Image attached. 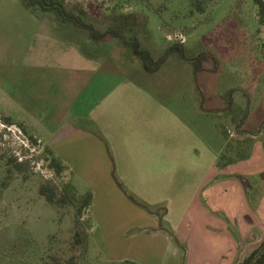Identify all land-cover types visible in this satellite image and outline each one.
<instances>
[{
  "label": "rangeland",
  "instance_id": "rangeland-1",
  "mask_svg": "<svg viewBox=\"0 0 264 264\" xmlns=\"http://www.w3.org/2000/svg\"><path fill=\"white\" fill-rule=\"evenodd\" d=\"M64 1L96 28L114 26L126 39L137 37L154 58L173 43L181 44L187 57L205 55L201 71L174 53L160 72L150 73L125 44L110 38L122 47L113 50L111 60L131 80L124 102L122 89L120 96L118 88L113 94V122L122 135L116 142L124 145L116 143L115 154L103 141L105 180L84 179L70 165L57 174L45 146L19 123H7L0 110V264H205L203 238L210 244L205 231L217 229L220 219L239 231L228 260H242L264 237V23L257 5L253 0ZM29 12L22 0H0V58L30 56L24 48L36 30L71 31L65 27L69 22L33 23ZM18 32L22 37L15 38ZM198 110L222 112L216 117L224 136L217 155L212 118ZM246 159L251 161L239 162ZM41 184L68 201L47 202ZM86 192L92 194L80 213L86 235L76 243L74 223ZM231 195L237 203L230 219L220 206L230 205ZM193 198L200 203L188 211ZM161 206L164 221L171 227L168 209L176 224L171 227L176 241L159 228ZM157 232L169 237V245L149 239Z\"/></svg>",
  "mask_w": 264,
  "mask_h": 264
},
{
  "label": "crops",
  "instance_id": "crops-1",
  "mask_svg": "<svg viewBox=\"0 0 264 264\" xmlns=\"http://www.w3.org/2000/svg\"><path fill=\"white\" fill-rule=\"evenodd\" d=\"M27 9L32 15L30 18L33 23L42 22L40 25L47 26L51 20L56 23L63 22L56 14L36 13ZM65 27L70 28L71 31L56 32L42 29L30 34V46L24 48L25 51L31 52L30 56L10 59L13 57L2 54L0 73L3 83L0 84V110L3 115L10 117L13 123L24 126L38 145L48 147L64 166L70 165L74 172L84 179L101 181L109 176L108 155L103 141L108 142L115 154V144L124 145L123 142H116L122 135L113 122L116 109L111 104L113 94L116 88L118 91L122 89V95L121 90L118 94L124 102L125 87L128 86L126 83L130 82L131 77L121 71L120 67H116L115 62L112 61L113 50L116 47L122 48L117 44L116 39L94 42L83 38L82 32L70 23H67ZM20 37L22 34L18 32L15 38ZM51 45L56 48H48ZM94 45L95 48H91ZM66 46L70 48H64ZM173 54L168 56L161 67L155 71L156 73L171 61ZM202 110H198V113L207 117L210 114L209 117L212 118L214 134L219 143L217 155L223 147L224 139L219 125L216 124V117H220L222 112L217 111L214 114L211 111L203 112ZM249 159L239 162L247 163L251 161ZM217 161L218 157L214 165L219 166ZM250 168L259 173L262 172L253 166ZM237 186L238 184L235 185V190ZM114 187L109 184V191L115 192ZM232 195L230 205L220 206V210L224 208L230 219L231 216L236 217L233 209L237 201ZM197 203H200L199 198H193L187 210L190 211ZM92 208L94 211L95 205ZM166 219H169L171 227L176 229V224L170 221L168 209H166ZM179 227H181L180 224ZM231 231L222 219L217 229L205 231L209 237L206 238L210 242V244L206 243L203 238V248L206 252L205 264H208L209 258L214 257L215 261L212 264H232V260H228L232 255V246L235 244L232 243V239L237 238L239 231L237 229L236 232L231 233ZM189 234L187 240L193 233L189 232ZM150 237L151 240L159 239L161 244L169 245L170 239L165 234L157 232Z\"/></svg>",
  "mask_w": 264,
  "mask_h": 264
},
{
  "label": "trees",
  "instance_id": "trees-1",
  "mask_svg": "<svg viewBox=\"0 0 264 264\" xmlns=\"http://www.w3.org/2000/svg\"><path fill=\"white\" fill-rule=\"evenodd\" d=\"M258 7L259 21L264 23V0H253ZM25 7L31 9L33 12H54L58 18L63 22H69L74 27L78 28L82 32L86 33L87 36L94 42H100L110 38H118L123 44H125L130 53L136 56L143 69L147 72L154 73L157 71L161 65L166 61L167 57L172 53H177L182 59L190 61L194 65V70L201 69V59L204 57V53H199L196 57H187L185 54V49L179 43H173L164 49L162 54L154 58L149 50L142 48L137 37L132 36L126 39L114 26H108L104 29H99L93 26L91 23L84 20L81 15L73 13L69 8L66 7L64 0H22ZM198 10L203 11V9L198 5ZM7 123H13L9 117H5ZM20 128L26 132L25 128L20 124ZM223 136V134H222ZM30 139L36 142L35 138L29 134ZM224 137V136H223ZM48 151L50 157L49 165L53 170L59 174L64 170L65 166L62 164L61 160L53 154V152L45 147ZM10 161L14 163L16 169L20 170L21 163L17 162L15 158H10ZM39 193L45 198L49 203H60L65 204L68 200L64 194L58 195L55 188L48 184H41L39 186ZM92 194L86 192L82 199L79 207L77 208L76 219L74 223V241L76 243L81 242L82 236L86 235L84 232V227L80 221V213L83 207H87L91 204ZM161 213L159 214L160 219V229L164 230L168 235H170L173 240L176 238L173 231L168 223L163 219L165 208L160 207ZM264 260V237L259 245V247L253 250L249 255L244 257L242 260L238 261L236 264H261Z\"/></svg>",
  "mask_w": 264,
  "mask_h": 264
},
{
  "label": "water",
  "instance_id": "water-1",
  "mask_svg": "<svg viewBox=\"0 0 264 264\" xmlns=\"http://www.w3.org/2000/svg\"><path fill=\"white\" fill-rule=\"evenodd\" d=\"M261 264H264V260L262 261V263Z\"/></svg>",
  "mask_w": 264,
  "mask_h": 264
}]
</instances>
